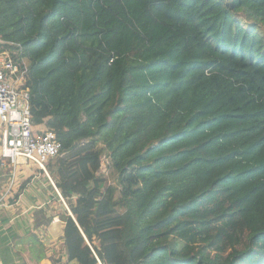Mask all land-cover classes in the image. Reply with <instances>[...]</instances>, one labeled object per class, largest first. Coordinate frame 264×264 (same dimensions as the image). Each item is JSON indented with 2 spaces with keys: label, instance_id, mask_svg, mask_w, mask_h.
I'll return each instance as SVG.
<instances>
[{
  "label": "trees",
  "instance_id": "16d2710c",
  "mask_svg": "<svg viewBox=\"0 0 264 264\" xmlns=\"http://www.w3.org/2000/svg\"><path fill=\"white\" fill-rule=\"evenodd\" d=\"M6 46L62 144L52 264H264V0H0Z\"/></svg>",
  "mask_w": 264,
  "mask_h": 264
},
{
  "label": "crops",
  "instance_id": "0c3cea01",
  "mask_svg": "<svg viewBox=\"0 0 264 264\" xmlns=\"http://www.w3.org/2000/svg\"><path fill=\"white\" fill-rule=\"evenodd\" d=\"M1 150L0 129V264H52L51 258L56 255H61L65 262L66 253L62 251L65 223L59 213H53L60 206L52 203L50 191L31 189L33 183L16 203L10 201L17 190L10 191L13 181L9 184L10 173L7 161H2ZM61 200L67 207L63 197ZM12 242L17 248L11 245L14 250L10 252L7 245Z\"/></svg>",
  "mask_w": 264,
  "mask_h": 264
},
{
  "label": "built area",
  "instance_id": "2783aa9c",
  "mask_svg": "<svg viewBox=\"0 0 264 264\" xmlns=\"http://www.w3.org/2000/svg\"><path fill=\"white\" fill-rule=\"evenodd\" d=\"M8 46L0 49V120L2 156L13 166L33 162L50 178L45 164L61 154L62 144L55 132L33 134L30 89L27 87L28 64ZM54 184V183H53Z\"/></svg>",
  "mask_w": 264,
  "mask_h": 264
},
{
  "label": "rangeland",
  "instance_id": "374dc122",
  "mask_svg": "<svg viewBox=\"0 0 264 264\" xmlns=\"http://www.w3.org/2000/svg\"><path fill=\"white\" fill-rule=\"evenodd\" d=\"M0 129H1V131L3 130V125L1 126V120H0ZM1 155H2V150H1ZM102 159H103V164L105 165V163H106V158H105V156H102ZM25 167L29 170V171H31V172H33L34 174H35V181L33 182V186H32V188L31 189H33L34 190V187L35 186H37L36 187V189H40L41 187H43V185H45V182H44V180H43V178H42V175H40V173H39V170H38V168H37V166L32 162H28L27 164H25ZM23 168V165H19L18 167H16L15 169H13L12 170V174H11V180L13 181V179H15V177H16V173H17V171H19V170H21ZM16 169H17V171H16ZM20 176V175H19ZM25 177H27V176H25ZM11 180H10V183L9 184H11ZM18 180V179H17ZM15 181V180H14ZM14 183V182H13ZM19 185H20V183H18ZM12 185V184H11ZM46 186V185H45ZM19 188V186L17 185L15 188H14V190H16V189H18ZM45 191V190H44ZM5 235V234H4ZM11 245H13L14 246V248L16 249L17 247H16V244L14 243V242H12V243H8V245H7V248L9 249V251L10 252H12V250H14V249H10V246Z\"/></svg>",
  "mask_w": 264,
  "mask_h": 264
},
{
  "label": "water",
  "instance_id": "95a60500",
  "mask_svg": "<svg viewBox=\"0 0 264 264\" xmlns=\"http://www.w3.org/2000/svg\"><path fill=\"white\" fill-rule=\"evenodd\" d=\"M104 168H105V166H104V165H102V166H101V170H104Z\"/></svg>",
  "mask_w": 264,
  "mask_h": 264
},
{
  "label": "clouds",
  "instance_id": "9594fccd",
  "mask_svg": "<svg viewBox=\"0 0 264 264\" xmlns=\"http://www.w3.org/2000/svg\"><path fill=\"white\" fill-rule=\"evenodd\" d=\"M54 183V182H53Z\"/></svg>",
  "mask_w": 264,
  "mask_h": 264
}]
</instances>
